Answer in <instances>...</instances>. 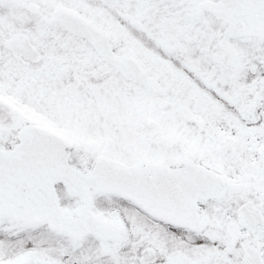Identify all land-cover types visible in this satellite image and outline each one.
Masks as SVG:
<instances>
[{
  "label": "snow or ice",
  "instance_id": "1",
  "mask_svg": "<svg viewBox=\"0 0 264 264\" xmlns=\"http://www.w3.org/2000/svg\"><path fill=\"white\" fill-rule=\"evenodd\" d=\"M0 264H264V0H0Z\"/></svg>",
  "mask_w": 264,
  "mask_h": 264
}]
</instances>
